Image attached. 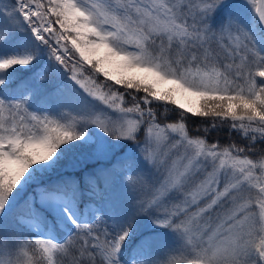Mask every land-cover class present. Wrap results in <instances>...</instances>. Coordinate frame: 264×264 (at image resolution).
Masks as SVG:
<instances>
[{"label":"snow or ice","instance_id":"6c2138e0","mask_svg":"<svg viewBox=\"0 0 264 264\" xmlns=\"http://www.w3.org/2000/svg\"><path fill=\"white\" fill-rule=\"evenodd\" d=\"M0 264H264V0L0 8Z\"/></svg>","mask_w":264,"mask_h":264},{"label":"trees","instance_id":"16d2710c","mask_svg":"<svg viewBox=\"0 0 264 264\" xmlns=\"http://www.w3.org/2000/svg\"><path fill=\"white\" fill-rule=\"evenodd\" d=\"M200 119H201V118H199V117H193V118L189 121L190 129H191V127L193 126V122H194V121H195V122H199ZM213 135H215V134H213ZM220 136H221V141H222V142H224V141H226V140L228 139V137H225L223 133H220ZM168 251H169V250L165 249V250H163V251H161V252L155 254V255H154V258H155V259H159V260H161L162 262H163V261H167V260H168L170 257H172V255H173L172 253H169ZM176 258H177V259H180V257H176Z\"/></svg>","mask_w":264,"mask_h":264},{"label":"rangeland","instance_id":"374dc122","mask_svg":"<svg viewBox=\"0 0 264 264\" xmlns=\"http://www.w3.org/2000/svg\"><path fill=\"white\" fill-rule=\"evenodd\" d=\"M11 3H12V0H0V8L10 7ZM257 6H259V2L257 4ZM99 79L103 80V77L101 76V77H99ZM168 252L172 253L173 254L172 256L180 257V259H183V257L180 256V254L178 252H175V251H168Z\"/></svg>","mask_w":264,"mask_h":264}]
</instances>
